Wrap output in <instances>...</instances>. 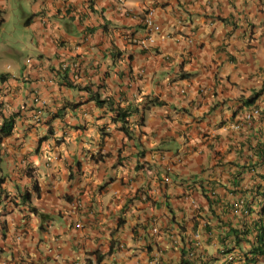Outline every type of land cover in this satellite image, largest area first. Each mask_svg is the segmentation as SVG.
Masks as SVG:
<instances>
[{"label": "crops", "instance_id": "1", "mask_svg": "<svg viewBox=\"0 0 264 264\" xmlns=\"http://www.w3.org/2000/svg\"><path fill=\"white\" fill-rule=\"evenodd\" d=\"M124 6L0 0V264H248L257 229L264 246V0ZM96 98L136 108L128 134Z\"/></svg>", "mask_w": 264, "mask_h": 264}, {"label": "trees", "instance_id": "2", "mask_svg": "<svg viewBox=\"0 0 264 264\" xmlns=\"http://www.w3.org/2000/svg\"><path fill=\"white\" fill-rule=\"evenodd\" d=\"M30 19L31 18L26 20L25 23H28ZM64 78H66L65 75H64ZM67 85L69 87H72L71 84H69V83H67ZM255 95L259 96V94H255ZM95 101H96V104L99 106L106 105V107H108L109 110L111 111V114H110L111 115V122L120 123V130H122L125 134H128L127 128H126V126L128 125V119L131 117V114L136 111V108L132 109V107L130 108L129 106L125 109L120 108V107L114 108V106H113L114 103H113L112 98H107L104 100H100L99 98H96ZM14 120H15L14 117H9L7 119H4L3 125L0 128V141L3 138H5L11 134L13 127H14ZM33 187L36 190V186L34 185ZM28 197H29L28 194H24L22 196L23 200L28 199Z\"/></svg>", "mask_w": 264, "mask_h": 264}, {"label": "clouds", "instance_id": "3", "mask_svg": "<svg viewBox=\"0 0 264 264\" xmlns=\"http://www.w3.org/2000/svg\"><path fill=\"white\" fill-rule=\"evenodd\" d=\"M124 3H125V0H123V3L121 4V5H119V3H118V0H117V5H118V7H119V11L120 12H122V13H124V14H127L128 12H127V10H126V8H125V6H124ZM147 12H151V11H149V10H146L141 16H140V18L138 19L139 21H141V19L143 18V15L145 14V13H147ZM137 18V17H136ZM154 19V18H153ZM156 22V21H155ZM141 23V22H140ZM142 25V24H141ZM142 28H143V26H142ZM143 30H144V28H143ZM160 32V31H159ZM159 32H157V33H159ZM156 33V34H157ZM155 34V35H156ZM154 35V36H155ZM153 36V37H154ZM145 38V32H144V37L142 38V39H144ZM142 39H140V40H142ZM140 40H138L137 41V44L139 45V41ZM153 40H154V38H153ZM154 43V42H153ZM152 43V44H153ZM152 44H149V45H147V47H149L150 45H152ZM139 46H141V45H139ZM142 47V46H141ZM146 47V48H147ZM144 49H145V47H143ZM27 63H30V60H27ZM254 111H256V114H254L253 112ZM247 114H250V119H246V115ZM259 115V112H258V110L257 109H251V110H249L248 111V113H246L245 115H244V120H245V122H248V121H250V120H252V118L254 117V116H258ZM14 119H15V117H14ZM14 122H15V120H14ZM236 128H239L240 127V125H236L235 126ZM240 204H241V207L238 209V211L240 212V214H242V215H248L249 214V209H248V207L243 203V202H239L237 205L238 206H240ZM255 244H254V248H253V250H252V254H253V256H251L250 258L249 257H244V258H240V261H244V262H246V263H248V264H252V263H254L255 262V260H263L264 259V246H263V240H262V235H261V230L260 229H257L256 230V238H255Z\"/></svg>", "mask_w": 264, "mask_h": 264}, {"label": "built area", "instance_id": "4", "mask_svg": "<svg viewBox=\"0 0 264 264\" xmlns=\"http://www.w3.org/2000/svg\"><path fill=\"white\" fill-rule=\"evenodd\" d=\"M118 3H119V5H121L123 3V0H118ZM140 22L144 28L145 38L140 40L138 43L142 47L146 48L147 45L152 44L154 42L153 36L157 32L160 31V27L157 25V23L153 19V13L152 12L145 13ZM253 113L256 114V111H254ZM246 119H250V114L246 115ZM166 181H168V180H166ZM238 207L240 208L241 204H240V206L236 205V208H238ZM238 209H237V211H238ZM76 227H79V225H77ZM84 264H86V263H84Z\"/></svg>", "mask_w": 264, "mask_h": 264}, {"label": "rangeland", "instance_id": "5", "mask_svg": "<svg viewBox=\"0 0 264 264\" xmlns=\"http://www.w3.org/2000/svg\"><path fill=\"white\" fill-rule=\"evenodd\" d=\"M12 12H8V16H7V18H9L10 17V14H11ZM13 20H12V22L10 21L9 22V24L7 25V31H11L12 29H13ZM16 34V32H13L12 33V35H15ZM252 98H254V97H252ZM252 98H250L249 100H252Z\"/></svg>", "mask_w": 264, "mask_h": 264}]
</instances>
